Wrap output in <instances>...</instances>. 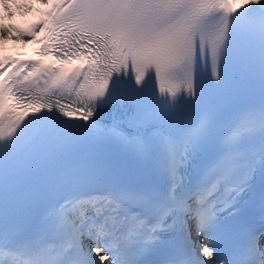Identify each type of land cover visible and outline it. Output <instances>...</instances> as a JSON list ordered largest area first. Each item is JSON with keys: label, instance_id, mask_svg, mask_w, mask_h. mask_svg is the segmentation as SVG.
Listing matches in <instances>:
<instances>
[{"label": "snow or ice", "instance_id": "obj_1", "mask_svg": "<svg viewBox=\"0 0 264 264\" xmlns=\"http://www.w3.org/2000/svg\"><path fill=\"white\" fill-rule=\"evenodd\" d=\"M34 3L0 24L37 46L0 56V264H264V0L0 7Z\"/></svg>", "mask_w": 264, "mask_h": 264}, {"label": "bare ground", "instance_id": "obj_2", "mask_svg": "<svg viewBox=\"0 0 264 264\" xmlns=\"http://www.w3.org/2000/svg\"><path fill=\"white\" fill-rule=\"evenodd\" d=\"M32 9H33L32 11L26 12L23 9H18L11 4L8 6V11H5L3 7H0V17H3V19H0V24L6 22L7 26H14L23 29L37 19L39 12L44 11V8L42 6L35 3L33 4ZM8 12L12 13L11 18H8ZM14 42L16 44H14ZM10 43L14 44L15 47H19L20 45H22L16 41L0 42V56H2V54L8 50V46ZM20 54H22L21 51H16L15 53H13V55H20Z\"/></svg>", "mask_w": 264, "mask_h": 264}]
</instances>
